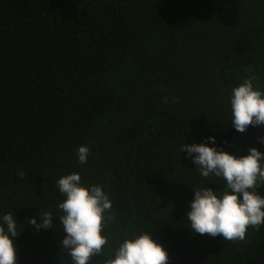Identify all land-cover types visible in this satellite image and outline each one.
I'll return each instance as SVG.
<instances>
[{"label": "trees", "instance_id": "16d2710c", "mask_svg": "<svg viewBox=\"0 0 264 264\" xmlns=\"http://www.w3.org/2000/svg\"><path fill=\"white\" fill-rule=\"evenodd\" d=\"M246 80L264 91V0H0V215L18 224V264H72L56 182L73 172L112 202L89 264L141 232L168 264H264V225L223 240L186 219L193 189L225 181L202 177L183 143L264 152V125L231 124ZM45 212L37 231L29 218Z\"/></svg>", "mask_w": 264, "mask_h": 264}, {"label": "clouds", "instance_id": "9594fccd", "mask_svg": "<svg viewBox=\"0 0 264 264\" xmlns=\"http://www.w3.org/2000/svg\"><path fill=\"white\" fill-rule=\"evenodd\" d=\"M228 101L235 131L244 133L249 126L264 125V91L254 88L251 81L233 87ZM215 143V136L209 135L206 142L181 146L202 177L213 175L225 181L223 188L193 189L186 219L194 234L243 240L249 226L259 230L264 225V197L255 190L264 184V152L249 147L246 155L237 156ZM258 143L264 145V137H259ZM89 154L87 146H79L78 162L86 163ZM56 183L64 197L58 205L63 212L59 222L65 233L61 248L67 250L72 264H89L90 258L99 255L107 243L102 232L104 222L111 218L105 214L112 202L101 185L82 184L79 173L63 175ZM52 219L45 212L29 218V223L37 231L47 230ZM17 226L13 213L0 215V264H18L14 243L19 235ZM104 264H168V254L149 232L133 233L119 243Z\"/></svg>", "mask_w": 264, "mask_h": 264}]
</instances>
